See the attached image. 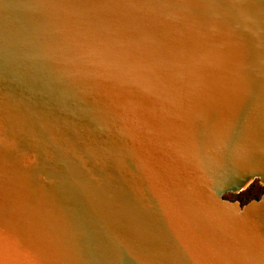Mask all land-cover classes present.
Returning a JSON list of instances; mask_svg holds the SVG:
<instances>
[{
	"label": "water",
	"instance_id": "obj_1",
	"mask_svg": "<svg viewBox=\"0 0 264 264\" xmlns=\"http://www.w3.org/2000/svg\"><path fill=\"white\" fill-rule=\"evenodd\" d=\"M264 0H0V264H264Z\"/></svg>",
	"mask_w": 264,
	"mask_h": 264
},
{
	"label": "trees",
	"instance_id": "obj_2",
	"mask_svg": "<svg viewBox=\"0 0 264 264\" xmlns=\"http://www.w3.org/2000/svg\"><path fill=\"white\" fill-rule=\"evenodd\" d=\"M263 195L264 187L257 182V184H253L247 190L237 196H234L232 194L228 196L226 195L225 199L233 202L238 201L242 204V206H245L253 200H259Z\"/></svg>",
	"mask_w": 264,
	"mask_h": 264
},
{
	"label": "rangeland",
	"instance_id": "obj_3",
	"mask_svg": "<svg viewBox=\"0 0 264 264\" xmlns=\"http://www.w3.org/2000/svg\"><path fill=\"white\" fill-rule=\"evenodd\" d=\"M257 182L261 185V186H263L262 184H261V182H260V180H254V181H252L251 183H250V185L248 186V188L250 187V186H252L253 184H257ZM264 187V186H263ZM247 188V189H248ZM246 189V190H247ZM230 194H232V193H230ZM230 194H227V196L228 195H230ZM232 195H234V196H237V195H239V194H232ZM226 196V195H225Z\"/></svg>",
	"mask_w": 264,
	"mask_h": 264
}]
</instances>
